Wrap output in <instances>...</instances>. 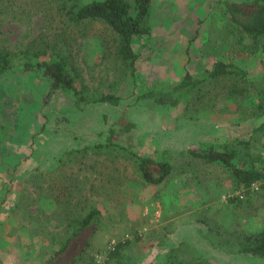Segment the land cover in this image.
<instances>
[{"label":"rangeland","instance_id":"374dc122","mask_svg":"<svg viewBox=\"0 0 264 264\" xmlns=\"http://www.w3.org/2000/svg\"><path fill=\"white\" fill-rule=\"evenodd\" d=\"M45 1L3 22L0 44L18 51L53 43L60 21L52 0ZM230 1L247 0H151L150 32L132 41L138 54L133 74L105 44L110 33L102 23H88L84 34L70 38L90 86L112 83L121 96L116 106L76 108L65 93H49L39 73L22 72L20 56L13 55L14 68L0 75V117L9 126L0 146V247L5 244L7 264H42L59 246L64 223L54 217L63 221L58 212L64 206L37 184L42 174L46 181L61 170L81 181L82 190L72 192L79 200L73 212L90 204L101 209L89 247L93 264H167L182 240L213 264H264V257L236 250L239 232L264 227V179L245 189L220 162L186 152L212 144L264 157V36L254 41L238 29L227 11ZM217 59L237 63L243 74L210 78L174 107L134 101L145 87L169 86L185 71L201 74ZM123 109L136 126L119 148H85L104 142ZM132 150L168 158L170 174L146 183ZM125 239L109 256L112 244ZM186 247L179 255H188Z\"/></svg>","mask_w":264,"mask_h":264},{"label":"trees","instance_id":"16d2710c","mask_svg":"<svg viewBox=\"0 0 264 264\" xmlns=\"http://www.w3.org/2000/svg\"><path fill=\"white\" fill-rule=\"evenodd\" d=\"M52 2L55 17L60 21L58 30L54 32L55 41L41 47L26 46L18 51H13L1 43L0 75L14 68L13 55L18 54L21 58L22 72L39 73L49 82V93H65L70 97L74 107L83 109L94 103L118 105L121 96L116 93L112 83L100 88L90 86L84 68L78 63L71 49L70 38L76 40L78 36L84 34L88 23H102L105 30L110 33V37H104L105 44L133 74L138 54L134 50L132 41L134 36L150 32L148 16L151 0H52ZM44 3L45 0H0V26L9 19L15 20L14 18H18L24 11L30 12ZM227 11L238 29L254 41L264 36V0L230 1ZM98 38L101 41L100 46H105L103 39ZM229 74L242 75L243 70L233 61L217 59L201 74L195 75L185 71L178 81L169 86L145 87L136 93L134 101L146 100L155 105L174 107L188 95L197 92L210 78ZM1 113L0 111V116ZM128 117L126 110L123 109L121 115L108 126L104 142L85 148H119L117 145L121 144L124 137L136 126V123ZM8 135L9 126L0 117V146ZM186 152L205 162H220L229 171L236 184L245 189H248L253 182L264 179V157L259 153L249 152L240 155L233 147L218 149L212 144L192 145L187 147ZM131 154L142 179L148 184L162 182L172 170V162L168 158L157 159L136 150H132ZM72 173L69 171L64 173L61 170L55 175L52 173L51 178L46 181L45 175L42 174L41 181L39 180L37 184L41 190L53 191L51 196L64 206L58 212V217L63 221L69 219L66 223L54 217L57 222L64 223L61 225L63 233L57 240L59 246L42 264H75L81 260L93 264L95 261L94 255L89 252V247L102 224V212L95 204L92 206L90 204L83 213L73 212L75 209L72 207L77 206L79 200L78 198L73 200L72 192L81 191L82 186L81 181L71 178ZM54 190L57 192L55 193ZM238 237L240 240L236 249L238 252L264 257V227L253 232H239ZM127 242L125 239L113 243L109 256L117 255ZM212 244L221 247L220 244ZM184 246L190 248L186 257L179 255ZM169 252L172 255L167 264H213L208 256L186 240L177 243Z\"/></svg>","mask_w":264,"mask_h":264},{"label":"crops","instance_id":"0c3cea01","mask_svg":"<svg viewBox=\"0 0 264 264\" xmlns=\"http://www.w3.org/2000/svg\"><path fill=\"white\" fill-rule=\"evenodd\" d=\"M3 250H5V244H3V247H0V264H7L6 259L2 256Z\"/></svg>","mask_w":264,"mask_h":264},{"label":"built area","instance_id":"2783aa9c","mask_svg":"<svg viewBox=\"0 0 264 264\" xmlns=\"http://www.w3.org/2000/svg\"><path fill=\"white\" fill-rule=\"evenodd\" d=\"M241 195V194H240Z\"/></svg>","mask_w":264,"mask_h":264}]
</instances>
